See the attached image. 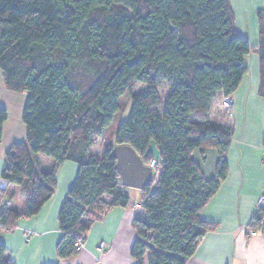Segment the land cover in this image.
I'll return each instance as SVG.
<instances>
[{
	"label": "trees",
	"instance_id": "1",
	"mask_svg": "<svg viewBox=\"0 0 264 264\" xmlns=\"http://www.w3.org/2000/svg\"><path fill=\"white\" fill-rule=\"evenodd\" d=\"M257 25L251 48L235 32L229 0H0L3 85L26 94L25 139L7 149L0 172L25 204L0 206V231L37 215L54 192L57 167L72 161L77 171L57 214L55 255L75 256L92 224L129 204L111 149L127 145L149 167L153 158L144 155L153 142L158 169L140 190L129 256L134 264H185L216 229L199 213L227 174L232 129L209 119L211 103L236 91L251 51L264 103V10ZM161 82L168 87L163 99ZM136 84L142 90L134 92ZM122 98L131 102L127 119L115 127L113 143L92 155ZM5 120L0 107V140ZM204 149L216 154L210 179L192 158L198 151L205 161ZM36 155L53 166L38 169ZM5 193L0 190V203ZM263 219L264 209H258L246 232L264 233ZM0 264H13L2 244Z\"/></svg>",
	"mask_w": 264,
	"mask_h": 264
},
{
	"label": "crops",
	"instance_id": "2",
	"mask_svg": "<svg viewBox=\"0 0 264 264\" xmlns=\"http://www.w3.org/2000/svg\"><path fill=\"white\" fill-rule=\"evenodd\" d=\"M229 4L236 34L254 48L258 42L257 13L264 10V0H229ZM246 57L248 63L244 64L247 72L231 95L230 110L221 108L219 100L222 97L219 95L211 103L209 119L232 129L226 152L227 174L199 213L201 220L216 224V229L200 240L194 254L185 264H264V233L258 231L250 236L246 232L251 217L257 211L256 200L264 190V103L257 93V56L251 51ZM25 100V93L4 88L0 72V107L6 111L0 140V172L7 149L13 143L25 139L21 121ZM203 153V162L198 151L193 153L192 158L203 176L210 179L214 175L216 154L211 149H204ZM34 162L43 171L53 166V161L44 156L36 155ZM76 171V163L63 162L55 171L54 192L38 214L20 219L11 231H0V244L5 247L6 257L11 263L134 264L129 256L134 239L130 224L141 213V209L131 199L127 207L113 208L100 221L92 224L84 245L75 256L57 259L55 247L60 239L57 214ZM0 190L6 191L0 206L9 204L19 209L24 207L25 201L18 187L8 185L0 178ZM100 244L103 245V251L98 253Z\"/></svg>",
	"mask_w": 264,
	"mask_h": 264
},
{
	"label": "water",
	"instance_id": "3",
	"mask_svg": "<svg viewBox=\"0 0 264 264\" xmlns=\"http://www.w3.org/2000/svg\"><path fill=\"white\" fill-rule=\"evenodd\" d=\"M148 154L156 163L159 161V152L153 142L150 143L144 157ZM110 156L115 160V170L124 188L142 190L149 184L151 168L144 166L142 158L137 156L129 146H114Z\"/></svg>",
	"mask_w": 264,
	"mask_h": 264
},
{
	"label": "rangeland",
	"instance_id": "4",
	"mask_svg": "<svg viewBox=\"0 0 264 264\" xmlns=\"http://www.w3.org/2000/svg\"><path fill=\"white\" fill-rule=\"evenodd\" d=\"M244 63L246 65L248 63V58L246 56L244 57ZM142 88H143V86L136 84L134 86V92H138V91L142 90ZM167 89H168L167 84L161 82L159 85V88H158V94L160 96V99H163V96L166 94ZM221 102H222V99L219 100L221 108L226 110V108L222 107ZM121 104H122V106L120 108V111L114 117L109 128H107L103 132L102 136L97 138L95 144L91 148V154L92 155L97 156V157L100 156L105 151V149L113 143V132H114L115 127L119 123H122L123 121H125L127 119L129 111H130V107H131V102H130V100H128L126 98H122ZM39 156H42V155H39ZM152 179H153V174L151 175V180ZM125 191L127 192V196L129 197V199H131L134 202V204H139V200H140V191L139 190L133 189V188H125ZM256 209L258 210L257 207H256ZM100 245H102V244H100ZM102 250H103V245H102ZM97 251H98V248H97ZM98 253H101V252L98 251Z\"/></svg>",
	"mask_w": 264,
	"mask_h": 264
},
{
	"label": "built area",
	"instance_id": "5",
	"mask_svg": "<svg viewBox=\"0 0 264 264\" xmlns=\"http://www.w3.org/2000/svg\"><path fill=\"white\" fill-rule=\"evenodd\" d=\"M221 105L222 107L224 108H231V96H228V97H224L222 98V102H221ZM262 160L264 161V150H263V153H262ZM149 167L151 168L152 172L153 171H156L158 169L157 167V163L152 159L150 164H149ZM137 208H139V206L137 205L136 206ZM256 207L258 209H264V190L263 192L260 194V196L257 198L256 200ZM255 233H250V236H254ZM82 247H77V249H81ZM98 251L102 252V245H100L98 247Z\"/></svg>",
	"mask_w": 264,
	"mask_h": 264
}]
</instances>
